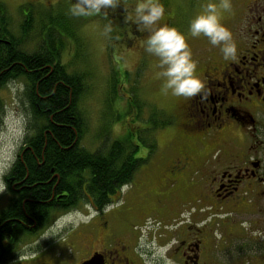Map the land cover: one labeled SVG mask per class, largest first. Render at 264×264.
<instances>
[{
	"label": "flooded vegetation",
	"instance_id": "obj_1",
	"mask_svg": "<svg viewBox=\"0 0 264 264\" xmlns=\"http://www.w3.org/2000/svg\"><path fill=\"white\" fill-rule=\"evenodd\" d=\"M235 1L238 58L197 51L205 88L171 101L167 144L154 160L158 143H144L148 157L136 154L153 173L129 174L105 208L71 229L88 244L64 264H264V0ZM123 2L97 16L125 23ZM129 30L141 44L149 34L135 17ZM63 231L51 223L37 235Z\"/></svg>",
	"mask_w": 264,
	"mask_h": 264
},
{
	"label": "rangeland",
	"instance_id": "obj_2",
	"mask_svg": "<svg viewBox=\"0 0 264 264\" xmlns=\"http://www.w3.org/2000/svg\"><path fill=\"white\" fill-rule=\"evenodd\" d=\"M123 1L125 14L128 13L125 23H121L119 17L104 19L97 15L72 16L69 13L72 3L65 0H0V7L10 16L12 31L29 54L45 45L47 32L43 35L41 27L47 20L43 14L52 12L70 17L67 24L73 28V36L60 29V32L54 29L49 32L48 41L63 47L62 65H65L70 73H77L85 80V93L80 102V109L87 127L85 126L86 135L82 145L90 151H96L106 141L125 139L132 135L133 144L140 146L137 156L146 158L143 156L148 157L149 148L144 145L145 139L142 138H153L158 143V148L151 157V160H154L157 152L167 144L165 127L159 125L165 122L166 115L169 116L167 113L172 106L171 101L175 104L180 97L172 95L170 91H162L163 78L159 76L162 69L158 57L146 52L144 41L141 44L129 30L135 17L137 0ZM161 2L165 7V15L173 17L172 26L185 34L192 55L195 52L193 60L198 50L201 52L212 45L204 36L190 35V20L202 12L209 2H214L218 5L222 23L231 29L232 16L236 10L235 0H230V10L220 9V0ZM22 6L32 9L30 23L33 27L26 34L22 33L26 15V11L21 9ZM165 15L162 18L164 24ZM109 23L113 30L105 35L104 27ZM110 85L115 86V95L110 93ZM133 91H137V108L132 96ZM0 97L4 102L3 123L0 125V171L8 172L19 155L27 134L30 107L26 101V82L23 79L10 81L0 89ZM130 101L135 103L133 108L128 104ZM138 112L140 117L136 118ZM148 131L151 132L150 135ZM147 162L149 163V160ZM148 165H142L136 174H145L143 171L153 173L151 168L146 169ZM9 197L7 189L0 192V210L6 206ZM91 209L84 204L72 212H56L52 224L62 231L65 228L64 231L60 234L46 233L42 238H38L37 232L25 236L18 246L17 259L7 264H55L60 258H63L64 264L65 258L74 259L80 256L79 252L86 249L88 243L78 237L81 228L76 226L91 217ZM75 227L78 232L72 234L71 229ZM25 244L28 246L21 251ZM44 248L45 253L41 254L40 249Z\"/></svg>",
	"mask_w": 264,
	"mask_h": 264
},
{
	"label": "trees",
	"instance_id": "obj_3",
	"mask_svg": "<svg viewBox=\"0 0 264 264\" xmlns=\"http://www.w3.org/2000/svg\"><path fill=\"white\" fill-rule=\"evenodd\" d=\"M21 9L27 11L22 27L26 34L33 27L32 9ZM43 15L48 21L41 27L43 35L47 32L45 45L29 54L11 29L10 16L0 7V89L23 79L30 107L23 147L4 177L10 197L0 210V264L16 260L24 237L47 228L56 212H72L84 204L105 208L129 174L146 164L136 157L139 148L132 135L106 141L96 151L82 145L86 124L80 102L85 80L62 65L63 47L48 41L54 29L73 36V28L67 24L70 17L52 12ZM136 92H132L135 108L139 105ZM110 93H117L115 86L110 85ZM135 103L128 104L133 108ZM3 115L0 97V125ZM135 116L139 118L140 113ZM142 139L156 146L155 139Z\"/></svg>",
	"mask_w": 264,
	"mask_h": 264
},
{
	"label": "clouds",
	"instance_id": "obj_4",
	"mask_svg": "<svg viewBox=\"0 0 264 264\" xmlns=\"http://www.w3.org/2000/svg\"><path fill=\"white\" fill-rule=\"evenodd\" d=\"M115 7L117 0H74L69 13L76 17L106 16L107 10ZM219 8L230 10V0H220ZM134 12L135 22L149 33L144 42L145 51L159 59L162 69L159 76L163 78L162 91H170L174 96L186 98L201 93L205 83L196 75V62L192 58L185 34L174 26L160 23L165 15L161 0H137ZM112 30L111 23L105 25V35ZM188 31L192 37L204 36L212 46L219 47L225 60L238 58V45L232 31L222 23L216 3L209 2L202 12L194 16L189 22ZM6 174L7 172L0 171V192L8 187L4 179ZM242 227L247 229L249 225L245 222ZM27 246L25 244L21 251Z\"/></svg>",
	"mask_w": 264,
	"mask_h": 264
},
{
	"label": "water",
	"instance_id": "obj_5",
	"mask_svg": "<svg viewBox=\"0 0 264 264\" xmlns=\"http://www.w3.org/2000/svg\"><path fill=\"white\" fill-rule=\"evenodd\" d=\"M84 264H99V262H97V259H92L91 261L85 262Z\"/></svg>",
	"mask_w": 264,
	"mask_h": 264
}]
</instances>
